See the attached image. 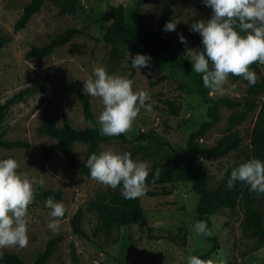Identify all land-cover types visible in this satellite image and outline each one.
Here are the masks:
<instances>
[{
  "label": "rangeland",
  "instance_id": "rangeland-1",
  "mask_svg": "<svg viewBox=\"0 0 264 264\" xmlns=\"http://www.w3.org/2000/svg\"><path fill=\"white\" fill-rule=\"evenodd\" d=\"M29 0H0V37L6 42L0 48V101L13 92L31 84H40L44 89L18 102L9 110L4 123V135L9 139L28 142L26 147L6 149L0 147V159L14 158L19 164L21 175L42 178V188H58L66 212L60 219L58 233L47 225L50 209L46 200L34 198L28 209V245L25 248H5L0 251L17 253L25 263H31L47 240L60 235L61 241L46 264H187L190 256H199L210 249L212 241L198 234V222L194 205L195 194L187 182L146 184L145 194L139 198L141 210L134 224L113 228L110 235L101 231L91 241L78 238L70 227L69 220L78 207L83 209L82 227L88 232L98 221L95 211L87 209L90 200L118 189H112L89 176L82 174L78 164L83 159L85 145L76 143L73 153L75 163L70 164L55 148L45 155L54 140L38 135L36 127L49 119L61 125L67 121L74 128H85L98 124L103 110L99 98L90 97L94 121L83 116L80 102L70 91L72 80L83 90L84 81L94 78L93 69L103 67L109 74L126 76L133 80V90H146L150 94L152 111L142 109L128 134L150 132L154 139L138 153L134 160L147 162L149 170L161 167L169 156L177 162L184 158L186 138L199 122L206 118L207 104L193 90L183 74L188 60L186 49H200L202 38L190 31V25L199 19L207 20L212 9L203 0H169L177 27L172 34L171 49L159 55L148 67L129 68L132 56L120 47L115 56L111 45L101 40L102 26L109 20V7L122 5L125 19L131 21L136 0H79L78 6L69 13L60 14L51 2H46L34 13L26 25L14 31L13 26ZM163 0H147L141 4L143 14L149 23L155 22L161 14ZM71 27L82 29L66 44L57 47L41 60L25 57L31 46H41L55 34ZM182 34L187 44L180 42ZM259 68L257 72L254 67ZM257 80L264 74V65L251 66ZM247 85L241 79L224 85L223 93L211 94L212 98L230 96L244 101ZM178 110L173 113V110ZM257 106L247 111L244 105L237 108L220 107L221 119L200 139L201 145H214L227 131L236 130L241 142L220 158L204 160L208 166L207 182L214 188L226 168L239 156L248 153L249 132L256 120ZM244 115V119L230 127V116ZM130 144L118 141L101 143L99 153L111 150L120 153ZM38 187V186H37ZM37 190V188H36ZM258 207L264 213V206ZM245 203L240 197L234 208L223 207L210 216V236H215L219 247L204 258L211 264H264V244L246 237L240 228ZM3 264V263H0Z\"/></svg>",
  "mask_w": 264,
  "mask_h": 264
},
{
  "label": "trees",
  "instance_id": "trees-1",
  "mask_svg": "<svg viewBox=\"0 0 264 264\" xmlns=\"http://www.w3.org/2000/svg\"><path fill=\"white\" fill-rule=\"evenodd\" d=\"M147 0H136L131 21L125 19V12L122 5H111L109 7L110 17L106 24L102 26L101 40L105 44L111 45V53L117 55L120 47L126 50L132 58L136 54H144L151 57L150 62L154 61L159 55L168 52L172 47L171 37L174 31L165 32L163 30L166 22L174 21L172 8L169 0H163L161 6V14L159 18L149 23L143 14L141 4ZM46 2L53 3L60 14L69 13L74 7L78 6L79 0H29L23 5L22 11L16 19L13 29L14 31L23 28L29 21L31 16L40 10ZM177 27V25H176ZM85 33L77 27L67 28L53 37L41 46H31L26 52L25 57L35 58L37 60L49 55L57 47L69 42L77 34ZM6 42V39L0 37V48ZM202 50V49H201ZM129 68L133 72L136 68L132 67L131 59L129 60ZM254 69L260 72L256 66ZM183 74L189 80L193 90L201 97L202 101L207 104L205 110L206 118L201 120L196 129L189 132L184 146V158L181 162H177L173 156L167 157L161 167L153 166L149 170V176L146 184H163L168 182H187L190 190L195 194L196 201L194 211L198 221H206L208 230L210 228V216L223 207L234 208L238 199L242 197L245 208L243 217L240 221L242 233L249 238L256 239L260 244H264V213L258 207L259 203L264 206V194H257L250 191V186L237 181L229 190L227 180L233 168L238 167L242 162L249 159H260L264 161V74L256 80L254 85H250L248 81L242 77L229 76L231 81L241 79L246 83V94L244 101L230 96H221L212 98L209 95V89L205 88L202 76L192 69L190 60H186L183 66ZM43 85L31 84L19 88L13 92L5 100L0 101V147L11 149L17 147H26L28 142L20 139H9L4 135L5 118L12 108L18 102L25 101L28 97L42 92ZM70 91L80 102L83 116L86 120L93 122L94 115L90 106V102L83 92L80 85L72 80L69 86ZM244 105L247 111L257 106L256 120L249 132V144L247 146L248 153L230 164L223 175L220 182L214 187L209 188L207 182L208 166L204 160L211 158H220L230 150L236 149L241 137L236 130L228 129V131L211 146L201 145L200 139L220 121V107L237 108ZM178 110H173L177 113ZM244 119V115L230 116V127L235 122ZM100 125L93 124L85 128L79 129L72 127L67 121H63L61 125H57L54 120L49 119L40 123L36 127L38 135L47 136L54 140V143L47 148L45 155L51 150L57 148L65 155L70 164L75 163L74 145L82 143L85 145L82 161L78 164L79 171L86 175H90V170L86 167V161L90 154H99V146L101 143L110 141H118L130 144V148L123 149L120 153L127 151L134 159L138 153L143 152L145 146L154 139L150 132H138L136 134H125L120 136H103L100 134ZM131 137L129 139L128 137ZM146 142V144H145ZM157 169H160L159 179L153 182V176ZM122 186L116 188L115 192H111L89 201L87 209L95 211L98 221L88 233L82 227L83 209L78 207L71 216L69 223L71 231L84 241H91L103 231L110 235L113 228L125 227L138 221L139 212L141 210L140 200L125 199L121 192ZM49 196L55 200L61 198V190L58 188H42L37 187L35 198L46 200ZM206 240L212 241V245L205 253L200 254L199 258L209 257L218 247L219 243L215 236H204ZM61 241L60 235H54L49 238L44 248L37 253L31 263H25L23 259L15 252L2 251L3 257L0 263L3 264H46L48 259L57 249V244Z\"/></svg>",
  "mask_w": 264,
  "mask_h": 264
},
{
  "label": "clouds",
  "instance_id": "clouds-1",
  "mask_svg": "<svg viewBox=\"0 0 264 264\" xmlns=\"http://www.w3.org/2000/svg\"><path fill=\"white\" fill-rule=\"evenodd\" d=\"M203 3L212 9V14L209 19L195 20L190 25V31L199 33L202 38L200 49H186L192 69L202 76L203 85L211 94H222L230 75L242 77L254 85L257 77L250 70L251 66L264 65V0H203ZM177 23L170 20L163 30L175 31ZM179 39L187 44L182 34ZM150 60V56L138 53L131 58L132 67H148ZM93 76L84 81L83 91L102 102L103 110L98 116L101 135L113 137L130 133L141 110L152 111L149 92L134 91L133 80L109 74L100 66L93 69ZM85 166L90 170V177L102 185L112 189L122 186L125 199H138L146 192L149 165L134 160L127 151L122 154L111 150L92 153ZM18 168L14 158L0 159V250L27 247L28 209L37 186L43 187L45 183L42 178L19 174ZM159 176L160 169H157L153 182ZM237 181L250 186V191L264 194V161L253 158L233 168L227 180L228 189ZM45 206L50 209L52 218L47 227L58 233L59 218L65 215V206L52 196L46 199ZM195 230L204 236L211 235L206 221H198ZM187 264L211 262L193 255Z\"/></svg>",
  "mask_w": 264,
  "mask_h": 264
}]
</instances>
